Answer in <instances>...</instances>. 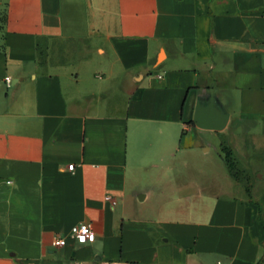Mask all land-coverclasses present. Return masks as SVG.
Returning <instances> with one entry per match:
<instances>
[{
    "label": "crops",
    "instance_id": "0c3cea01",
    "mask_svg": "<svg viewBox=\"0 0 264 264\" xmlns=\"http://www.w3.org/2000/svg\"><path fill=\"white\" fill-rule=\"evenodd\" d=\"M56 43L98 57L43 71ZM95 258L264 264V0H0V264Z\"/></svg>",
    "mask_w": 264,
    "mask_h": 264
},
{
    "label": "rangeland",
    "instance_id": "374dc122",
    "mask_svg": "<svg viewBox=\"0 0 264 264\" xmlns=\"http://www.w3.org/2000/svg\"><path fill=\"white\" fill-rule=\"evenodd\" d=\"M88 56H93V59H96L98 57L93 47L83 48L81 45H67L63 43H56L52 45L51 48L46 46L45 49L40 53L39 60L43 71H48L56 64L66 63L69 61H79L82 57ZM77 64L79 65L80 63L73 64L74 66L71 64V66H69V69L74 70L77 67ZM96 65L99 67L97 62L92 60V62H90V65H87V63L80 64L79 70L83 75L91 74V72H93V70L95 69L94 67ZM226 147L230 149V164L228 165V171L231 172V181L237 188H240L243 193L250 197L253 192L255 182L260 177V175L257 174L260 172V170L253 167L252 172L248 160L237 159L235 157L233 149L230 146ZM211 152L214 153V150L212 149ZM217 178L216 181H218V183H223L220 178Z\"/></svg>",
    "mask_w": 264,
    "mask_h": 264
},
{
    "label": "built area",
    "instance_id": "2783aa9c",
    "mask_svg": "<svg viewBox=\"0 0 264 264\" xmlns=\"http://www.w3.org/2000/svg\"><path fill=\"white\" fill-rule=\"evenodd\" d=\"M71 236L80 243L91 242L95 238V233L89 223H78L72 227ZM53 244L60 246L63 244V238L56 236L53 238Z\"/></svg>",
    "mask_w": 264,
    "mask_h": 264
},
{
    "label": "water",
    "instance_id": "95a60500",
    "mask_svg": "<svg viewBox=\"0 0 264 264\" xmlns=\"http://www.w3.org/2000/svg\"><path fill=\"white\" fill-rule=\"evenodd\" d=\"M194 121L202 127L212 128V129H222L225 125L226 118L222 115H216L209 120L202 118L200 114L195 115ZM97 258H95L94 263L96 264Z\"/></svg>",
    "mask_w": 264,
    "mask_h": 264
},
{
    "label": "trees",
    "instance_id": "16d2710c",
    "mask_svg": "<svg viewBox=\"0 0 264 264\" xmlns=\"http://www.w3.org/2000/svg\"><path fill=\"white\" fill-rule=\"evenodd\" d=\"M222 149H223V151H224V153H225V162H226L227 168H228V170H229L228 165L230 164V163H229V158H230L229 151H230V149H229L228 147H226V146H223ZM229 173L231 174L230 171H229Z\"/></svg>",
    "mask_w": 264,
    "mask_h": 264
}]
</instances>
